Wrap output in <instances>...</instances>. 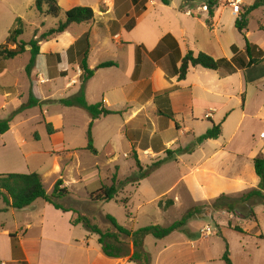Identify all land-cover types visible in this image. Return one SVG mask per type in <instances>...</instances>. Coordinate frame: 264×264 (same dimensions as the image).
Returning <instances> with one entry per match:
<instances>
[{"label": "rangeland", "instance_id": "1", "mask_svg": "<svg viewBox=\"0 0 264 264\" xmlns=\"http://www.w3.org/2000/svg\"><path fill=\"white\" fill-rule=\"evenodd\" d=\"M57 1L61 7L59 17L41 14L35 7L36 0H0V46L7 45L10 31L16 26L18 18H21L24 25V33L19 39L30 42L36 38L41 44L45 42L42 41L41 35L55 28L60 21H64L68 9L76 5L93 8L96 20L94 18L88 23L72 24L67 31L82 36L81 42L85 51L80 57L83 58L87 52L92 69L100 62L108 60L118 61L120 67L111 71L99 69L96 77L89 83L88 94L85 90L86 98L91 103L99 101V91L104 87L103 84H114L117 76L121 77V80L124 77L123 74L131 61V53L135 50V46L127 41H139L144 45L142 49L149 52L164 29L175 27L177 21L188 18L186 10H193L194 16H198L197 3L190 6L186 0H168L169 4L166 5L162 0H148L149 10L130 32L125 27L134 23L135 18L140 15V3L134 6L131 0ZM197 1L203 5L202 0ZM248 1L250 0H246ZM108 2H115V7L111 8V15L101 17L100 12L104 11ZM232 3L230 2L233 7ZM242 11L243 8L240 12ZM108 17H112L110 25L106 21ZM262 19L264 6L249 18L248 29L252 32L253 42L264 39V24L260 22ZM116 33L122 35L117 43L124 42L123 46L116 43ZM55 39L58 40L57 37L51 40ZM198 39L201 47L205 48L204 35L198 34ZM240 40H243L242 36L240 38L238 31L233 30L231 20L227 21L222 39L223 46L228 47L229 43ZM182 45L186 47L184 42ZM188 45L196 53L199 52L193 43L188 42ZM8 47L14 48L15 45L8 44ZM185 51L188 49L185 48ZM252 55L255 58L260 57ZM30 58V47H27V51L16 58L1 59L0 106L1 103L5 104L4 100L10 101V104L5 108L0 107V116L5 119L12 116L20 99L27 101L30 90L34 91L33 88L40 98H49L37 106L15 114L11 130L0 135V173L20 172V169L27 170L28 165L31 171L43 175L47 189L63 173V179L70 182L72 194L61 202L76 208L80 215L87 217L102 230L112 232L117 231L107 220V215L113 216L120 225L132 230L155 224L169 226L181 220L190 209L197 206H213L216 199L224 195L222 205L217 209L214 207L211 217L191 219L180 230L186 228L188 232L201 233L203 227L210 225L212 234L207 235L210 238L205 244L208 246L206 249L211 260H207L206 264H227L223 259L227 251L230 252L233 264H264V202L240 200L243 194L260 186L254 160L247 157L259 156L256 154V144L259 145L260 132L264 131V62L231 74L230 78L222 81L224 85L220 84L219 88L211 90L204 89L202 85L215 84L217 73L195 66L197 68L189 72L187 81L182 84L184 96H194L193 116H178L180 120L185 119L183 124L187 128L186 131L191 132L183 134L172 126L170 119L154 114H150L153 129L150 128L146 117L140 116L126 130L122 117L112 115L99 119L91 128L94 147L97 149V153H94L87 149L91 115L81 107L74 106L69 109L61 102L71 93H75L74 88L64 89V80L53 81L46 74L44 79L39 75L33 76L36 64L28 75L26 66ZM46 58L50 66L48 57ZM43 62L44 56H38L39 73L42 72ZM246 77L252 82L243 87ZM160 84L158 82L157 88L161 87ZM80 88L81 85L78 91ZM5 93H8L9 97H2ZM149 93L150 91H147L139 101H145ZM244 97L247 98V104L246 108L244 107L246 115L243 116ZM209 111L212 112L213 118L206 116ZM55 116L62 117V120L53 119V124L62 123L61 129H55V136H58L56 139L51 137L46 124L49 122L48 118ZM211 121L221 124V136L198 144L197 138L210 129ZM136 129L139 133H135ZM152 131L154 133L151 137ZM125 132H129L127 137ZM176 137L177 146H195L194 151L180 154L178 160L168 161L151 169L153 164L162 160L166 154H154L152 158L145 159L150 152L144 150V144L153 138L156 147L163 141L167 142ZM129 140L135 144L143 141L141 150L132 146ZM133 150L138 153L142 171L135 163ZM218 151L221 154H216V157L209 161V166H206L202 174L195 171L197 163L209 159ZM63 167L66 169L64 172ZM115 173L118 174L116 198L109 202L93 201L90 193L102 185H111ZM184 174L187 175L185 180L181 178ZM193 175H197V182ZM176 182L175 190L168 191ZM163 193L165 194L162 195ZM159 195H162L159 197L160 201H156ZM38 202L40 204L43 200L39 199ZM16 212L19 218H22L23 213ZM253 213L255 216H252ZM1 217H6L10 225L14 223L10 213ZM235 226L241 227L244 232L236 231ZM89 234L92 237V245L98 246V235L93 232ZM119 238L122 243L114 242V239L112 242L120 248L121 253L131 251V239L123 234H120Z\"/></svg>", "mask_w": 264, "mask_h": 264}, {"label": "crops", "instance_id": "2", "mask_svg": "<svg viewBox=\"0 0 264 264\" xmlns=\"http://www.w3.org/2000/svg\"><path fill=\"white\" fill-rule=\"evenodd\" d=\"M131 1L135 6L133 0ZM234 1L236 0H219V7L215 11L210 25H208L206 22L208 18V13L206 12L207 7L199 4L197 0L187 1L190 6H195V4L197 3L196 14L198 16H194L195 13L193 10H186V15L188 18L177 21L175 27L164 29L163 32H161V34L158 36L156 43L151 47V50L149 52H146L144 49H142L144 46L143 43L140 44L139 41H135L133 39L127 41L128 44H132L135 46V50L131 53V61L129 62L126 71L124 72L125 74H123L124 77H122L121 80V77L117 76L114 84H103L104 87L99 91L100 99L98 102L104 101L107 108H109L110 110L121 111L122 113L120 114L112 115H120L122 117L124 125L123 127H125L126 130L127 124L130 121L134 122V120L138 117L140 118V116H145L149 121V125H151L150 128L153 129L154 124L150 120V114L157 115L158 117L163 116L170 119L164 114L172 112L175 114V118L178 121L179 129L176 127L175 121L170 119L172 126L174 125L176 130H179V132L183 134L191 132L189 130L186 131L187 128L183 124L185 119L183 118L182 120H180L178 116L185 114H191L193 116L192 106L194 104V96L192 94H190L189 96H184V88L182 87V84L187 81V77L184 80H179L178 76L176 75V68L180 66L181 58L189 50H192L190 49L191 47L190 45H188V42L193 43L195 46H197L199 52H205L216 59L224 57L228 59L233 58L234 52L232 50V45L234 44L239 49V55H242L245 52L246 41L244 39V36L235 27V22L240 12L235 13L233 7L230 4V2ZM237 1L241 3V10L243 8L244 11L245 7L252 5L256 0H250L248 2H246V0ZM114 4L115 2L106 3L105 8L103 7L104 11L100 12L101 17L111 15V8L113 6L115 7ZM145 6L146 9L142 10L141 13H139L140 15L135 18L134 23H132L133 25H126L125 28L128 31L131 32L132 30H134L137 27V24L140 23V19H142L149 10L150 4L148 0ZM262 7L254 10L250 14V17H252L257 11L262 9ZM96 19L97 17H95V20ZM230 20L233 30L238 31V35L240 36V38L242 36L243 40L237 41L233 44L229 43L228 47H224L222 44V39L223 35H225L227 21ZM263 20L264 19H262L260 22L264 24ZM106 21L109 23L108 25H110L112 23V17L106 18ZM123 32H125V30H123ZM200 33L205 37V48L201 47L200 45L198 39V34ZM245 34L248 41L251 43V45H253V48L251 49L252 54H256L261 57L264 53V49H262V47L264 46V39L256 40L255 43L251 40L252 32L249 29L245 31ZM81 37L82 36L74 35L69 31H66L57 37L58 40L55 39L42 42L40 45V54L38 55L44 56V62L41 66L42 72H38L37 56L36 68L33 71V76L39 75L40 78L44 79V74H46L47 76H49L50 80L53 81L62 79L64 80V89L70 90L74 88L73 92L75 93H71L69 97L78 93V87H80L82 83V70L80 68V61L82 60V56L80 57V55H82L85 51V47L81 42ZM165 37H167L166 41L163 42V39ZM121 38L122 35L119 33H116L114 35L116 43ZM183 42L186 44L185 48L186 50L188 49L187 52L182 45ZM123 44L124 42H121V44L119 45L123 46ZM71 47L72 49H70ZM137 47H140L141 52V63L138 67L136 63ZM51 53L60 54L61 59L60 61H58L56 57L52 58L49 66L47 64L46 56L47 54ZM115 62H117V66L100 70L111 71V69L115 67H117L118 69L120 67V64L118 61ZM89 67L92 69V66L90 64ZM196 68L197 67H191L189 72L191 70H195ZM248 68L238 69L234 73H230L226 69L212 70L217 73L219 78L217 77V80L216 78H214L215 84H209L205 86L202 85V87L206 90H211V88L217 89L219 88L220 84L224 85L222 81L230 78L231 74L245 71ZM100 70H96L95 75L87 81L85 89L86 94H88L89 83L93 78L96 77L97 73ZM203 70L207 71L209 69L203 68ZM156 82L157 84L158 82H160L161 87L157 88ZM250 82L252 81H249V79H247L246 77L243 82L245 83L243 87H247V84H249ZM38 83H40V81H38ZM151 86L155 87L152 88ZM191 88L192 87H190V89ZM33 90L35 96L40 100V102L48 100L49 97L40 98L38 92H36L34 88ZM147 91H150V93L146 97L145 101H139V98ZM8 95V93H5L2 97L7 98L9 97ZM243 95L245 96V93ZM22 99L23 100L20 99L19 101L20 105L26 102L24 98ZM4 101L5 104L1 103V108H5L10 104V101L8 100ZM19 104L17 105L18 107L20 106ZM242 104L243 109L244 107L246 108V97L243 98ZM17 106H15V108ZM18 107L14 109L17 110ZM65 107L69 109L74 108L69 106ZM161 112H163V114ZM208 114V118H213V114L211 111L207 112L206 116ZM112 115L102 116L96 119L94 123L101 118L109 117ZM244 115H246V109L243 110V116ZM0 118L5 119L1 116ZM53 119L62 120V117L55 116L47 119L49 121L47 123H51L52 125H54V130H58V128L61 129L62 123L53 124ZM136 130L135 133H139V130ZM56 132L58 133V131ZM153 133L154 131L151 132V137ZM125 135L127 137L129 135V132H125ZM51 137L56 139L58 136H55V133H53L51 134ZM129 141L132 143L131 140ZM177 142L178 141L176 137L167 142L163 141L162 144L156 145L155 147L153 138H150L149 141H147V143L145 144L142 141L138 144H135L133 142L131 145L135 146L136 149L141 150L140 147L142 144H144V150H148V152H150L148 156L145 154V159H149L152 158L154 154L158 156L164 154L167 149L179 148L180 146H177ZM258 142L259 145L256 144V147L258 148L256 154L264 155V138H261L260 135ZM220 151L211 155L209 159L207 158L204 161L197 163L195 171L199 172V174H202V171L206 168V166H209V161L212 160L216 154H218L217 156L221 154L219 153ZM247 158H251V160H254L255 155H251V157ZM178 159L179 155L176 157V160ZM64 167L66 168L65 165ZM64 167L62 169V172L66 170ZM29 172L35 171H31L29 169V166L27 165V170L20 169V172L18 173ZM41 177L43 180V175H41ZM193 177L195 182H197V175H193ZM59 178L63 179V173L53 181L51 187H49L48 189L46 188L48 192L52 191L54 184ZM181 178H184L185 180L187 179V175L184 174V176H182ZM64 182L66 186H69L71 188L70 182L68 180H64ZM176 184L177 182L174 183V185H172L168 189V191L170 190V192H172L173 190H175L174 187ZM171 189L173 190L171 191ZM164 194L165 193H163L162 195ZM162 195H159L157 197L158 199L156 198L155 200L160 201L159 197ZM63 199L64 198H62L61 201ZM42 200L43 202L39 204V199H37L32 205L19 210L8 206L3 199H0V264H139L138 262L132 261L130 259L131 255L134 252V247L131 251L122 253L120 257L107 256L103 252L99 240L98 246L92 245L91 234H89V230L82 223H72V220L77 217V213H74L73 211H62L60 209H57L54 205L50 204L44 199ZM61 203L64 204L63 202ZM64 206L73 208L65 204ZM73 209L77 210L76 208ZM16 211L23 213L22 218H19L18 214H16ZM9 213L11 214V219L14 222L12 225L8 224L6 217H1L2 215ZM202 227H200V229ZM186 230L187 229L185 228L183 230L174 231L170 235L161 239H157L151 235L147 236L144 239V248L149 252L151 256V264H206L207 260H211L206 249L208 246L205 244V241H208L210 236H202L200 231L194 233L190 231L188 232V230ZM198 235H200V237H198Z\"/></svg>", "mask_w": 264, "mask_h": 264}, {"label": "trees", "instance_id": "3", "mask_svg": "<svg viewBox=\"0 0 264 264\" xmlns=\"http://www.w3.org/2000/svg\"><path fill=\"white\" fill-rule=\"evenodd\" d=\"M194 1V0H187ZM135 4H141V11L146 9L147 0H133ZM162 2L166 5L169 4L168 0H162ZM203 6L207 7L208 18L206 20L207 24H211V19L213 18L215 11L219 7V0H202ZM264 6V0H256L252 5L245 7L243 12H240L238 18L235 22V27L238 31L244 36L246 41L245 52L242 55H239V49L234 44L232 45V50L234 52V57L231 59L228 58H219L216 59L213 56L205 53L199 52L195 53L192 50H189L182 58L181 64L176 68V75L179 80L186 79L189 70L191 67L201 66L205 69L209 70H219L226 69L230 73L236 72L238 69H244L248 67H252L260 62H264V53L261 57L255 58L252 55L251 49L253 45L248 41L245 31L249 26V18L250 14ZM35 7L37 11L46 16H54L59 17L61 14V7L58 4L57 0H36ZM95 18V12L93 8L88 6H80L76 5L66 11V18L64 21H60L59 24L41 35L42 41H49L58 37L60 34L66 32L72 24H81L88 23L93 21ZM24 33V25L21 18L17 19L16 26L10 31V34L7 39V45L0 46V61L13 59L27 51V47H30L31 58L29 63L26 66V72L28 75L31 74L32 69L35 67L37 56L40 54V42L38 39L34 38L30 42H26L19 37ZM165 37L163 42L166 41ZM82 40V39H81ZM8 44L15 45L14 48L8 47ZM72 49V47L70 48ZM49 63L51 62L52 57H56L58 61H60V54H47ZM137 67L141 63V53L140 47H137V57H136ZM1 64V63H0ZM117 62L113 60L101 62L96 66V68L91 69L88 64V55L87 52L83 55V58L80 62V68L82 70V80H81V88L75 95L68 97L61 102L65 106L69 107H81L89 112L91 115V122L89 124L88 130V145L87 149L91 150L94 153H97V149L94 147L93 137L91 128L94 124V121L102 116H108L112 114H120L121 111H113L107 108L104 101H100L97 103H89L86 99L85 95V86L89 79H91L96 70L102 68H109L117 66ZM41 102L35 96L34 92L30 90L28 99L25 103H23L17 110L12 113V116L1 119L0 118V134H5L11 129V123L14 118V115L24 111L28 108H32L34 106L39 105ZM163 114V112H161ZM167 117L174 120L176 123V127L179 129L178 121L175 118V114L165 113ZM130 121L127 124V127L131 125ZM212 127L208 129L204 134L197 138V143L201 144L209 139H217L222 134V126L221 124H216L213 121ZM49 134L55 133V130L51 123H46ZM195 149V146L190 147H179L177 150L167 149L165 151L166 156L154 163L151 169L160 166L162 163H166L168 161L176 160V156L184 153H192ZM133 158L135 159L136 165L142 171V165L139 160L138 154L136 150H133ZM254 167L255 172L260 178V186L259 188L252 189L251 191L243 194L240 198L243 202H249L251 200H255L256 202H264V155H259L254 158ZM146 174V173H145ZM142 177L144 176L141 175ZM118 174L115 173L112 177L111 185H102L98 189L92 191L90 193V198L93 201H105L109 202L114 200L118 193L117 186ZM72 194V190L69 186L65 185V182L62 178H59L51 192H48L43 183L42 177L37 172H29V173H3L0 174V199H3L8 206L13 207L15 209H24L30 205H32L37 199H44L50 204L54 205L57 209L62 211H73L77 213V217L72 220L73 224L82 223L90 232L96 233L99 238V243L102 246L103 252L109 257H120L122 254L119 250L118 246L114 244V242L122 243V240L119 238L120 234H123L129 237L132 241V245L134 247V252L131 255L130 259L132 261H136L139 264H151V256L149 252H147L144 248V239L151 235L157 239L165 238L170 235L174 231L182 229L191 219L194 218H207L211 217L212 213L218 206L222 205V198L224 195H221L218 199H216L214 205H205V206H197L185 213L183 218L179 221L172 223L169 226H163L160 224L149 225L138 230H132L120 225L117 220L111 216L107 215V220L112 224V226L116 229L117 232L112 231H104L96 224H93L87 217L82 216L78 213L77 210L73 208H69L64 206L61 203V199L68 197ZM238 200V201H240ZM161 204V202H160ZM231 211V210H230ZM255 216V213L252 214ZM234 229L238 232H244L243 229L239 226H235ZM114 239V242H112ZM120 251V252H117ZM223 259L227 264H233L232 259L230 257V252L227 251L223 255Z\"/></svg>", "mask_w": 264, "mask_h": 264}, {"label": "built area", "instance_id": "4", "mask_svg": "<svg viewBox=\"0 0 264 264\" xmlns=\"http://www.w3.org/2000/svg\"><path fill=\"white\" fill-rule=\"evenodd\" d=\"M232 4H233V10H234V12L235 13L240 12V10H241V3L236 0ZM207 117H209V114L207 115ZM260 137L261 138H264V131L261 132ZM201 234L204 235V236H207V235L212 234V228L210 227V225H206L205 227H203L202 230H201Z\"/></svg>", "mask_w": 264, "mask_h": 264}]
</instances>
